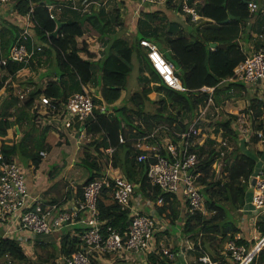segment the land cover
I'll return each mask as SVG.
<instances>
[{"label": "trees", "instance_id": "1", "mask_svg": "<svg viewBox=\"0 0 264 264\" xmlns=\"http://www.w3.org/2000/svg\"><path fill=\"white\" fill-rule=\"evenodd\" d=\"M46 1L55 2L56 0H18L15 4V9L21 14H26L33 6L30 28L34 40L43 46V50L37 58V63L31 62V64L42 66V58L45 55L52 56V70L59 71V76L63 77L68 73L77 76L81 83L89 82L94 73V61L91 59L94 54L87 48L85 40L79 45L77 38L84 35L87 29H95L98 31L99 37H108L111 34L110 28L114 20L122 24L120 9H115L114 19L113 17L109 18V12L104 11L103 8L96 9L93 5H90L89 10L83 13L76 9H66L62 15L60 12L58 13V19H53L50 18L45 5ZM249 1L201 0L199 2L188 0L190 4L197 6V10L202 16L198 22L192 23L189 27L188 35L181 32L173 34L174 23L168 20L165 14L160 15L156 11L145 12L137 19L136 37L132 42L123 37L113 39L98 61L101 70L99 80L101 98H96L95 101L105 102L106 105L117 101L122 95V90L125 89L127 76L131 72L133 64L140 59L143 60V67L139 68L142 74L139 81L143 82V85L134 91L130 99H126L122 105L113 107V114L96 109L93 116L87 120V125H85L87 132L94 136L97 135L89 142V146L96 150L100 156L96 158L86 148L85 158L90 166V173L85 182L100 175V168L108 163L107 154H104L103 148L112 146L114 166L119 167L128 179L137 184L136 189L139 192L153 200L157 212L163 219H166L168 223H175L180 212L179 198L176 194L162 191L159 185L152 184L147 175L148 165L156 160L157 154L169 157V152L161 142L157 144V152L140 149L133 144L134 139L131 137L139 134L158 138L162 132L164 136L166 134L177 142L180 138L178 133L189 129L192 115L199 106L202 107L205 104L211 92L201 89L204 85L214 87L212 95L214 104L216 103L217 106L222 98L227 100L235 96L238 98L247 96L249 89L245 83L230 80L229 77L233 75L234 67L245 58L241 46V22L249 20L256 13V11H250ZM165 5L172 6L176 10L182 9L181 2L167 1ZM71 10H74V13H71ZM84 15L86 17L81 22ZM231 15L233 18L225 21ZM57 22L61 24L58 32L55 33ZM199 22L201 24L193 31V26ZM19 34V31L14 33V40ZM141 37L159 41L161 44L167 43L175 57L177 74L187 87L186 90L178 91L161 80L151 65L145 49L139 43ZM212 41L223 43L224 46L211 47L210 42ZM262 45L264 44L256 43L257 48ZM83 54H86V57ZM23 66L24 64L20 62H9L6 68L9 73L13 74ZM151 82L154 83L151 84ZM41 91L57 98L65 95L62 86L52 80L48 81L46 87ZM153 91L161 93V97L155 98L150 95ZM39 93L40 90L32 93L24 104L30 105L35 96L33 94ZM248 99V106L254 109V116L257 118L263 111L264 102L257 96H250ZM128 100L131 102L130 104ZM7 107L9 106L0 111V134L3 136L7 134V128L13 124L9 120L12 113L8 111ZM188 114H190L189 119L186 118ZM135 117L137 119H134ZM236 117L235 113H228L226 117H220L215 122L227 140L230 137L234 140L238 139L239 133L232 124ZM126 126H130L131 131L126 130ZM261 126L260 123L258 127ZM200 128L198 127L196 134L201 132ZM155 129H157L156 133H154ZM120 134H123V141L119 139ZM195 137L196 135L191 138L192 140L194 138V143L189 147V150L199 153L196 167L200 174L197 180L202 184V191L206 194L205 206L208 214L195 212L187 215L184 218L182 235L188 234L189 238L194 241V246L201 250V253L206 252L212 260L220 261L221 264H233L221 252L225 241L240 231L234 210H240L247 205V199L250 197L248 180L259 168L258 156L262 151L253 149L247 151L245 150L246 143H243L241 147H238V144H241L238 143L232 145L230 151L227 152V149L226 151L218 150L211 145L216 141L214 138L208 137L199 143L195 141ZM251 139L257 142L259 136L255 134ZM40 141L42 144L43 139L41 138ZM37 148H39L38 145ZM222 150L224 155H221ZM1 151L5 157H11L16 152H25L26 145L22 143V140L11 145L3 143ZM141 153L147 154V156L138 161L137 156ZM30 155L33 162L37 164L39 162L38 152ZM220 158L223 163L220 171L217 172L213 164ZM219 173L221 176H218ZM79 189L82 194V187ZM107 196L104 191V196L98 201L101 217L106 218L108 223L113 226L121 230L125 229L128 225L130 209L122 208L114 201L106 202ZM77 229L80 228L77 227ZM262 230L264 231V227ZM60 238V248L58 246V252L56 254L52 252V256H56L58 253L67 255L78 249L81 243L77 236L70 235V231L62 234ZM238 241H245V239L241 237ZM174 248L177 250V247ZM4 256H10L17 260L27 259L19 241L11 237L0 238V258ZM38 257H42L41 254H38ZM255 262L264 264V246L260 249ZM92 264L100 263L93 259ZM117 264H124V261Z\"/></svg>", "mask_w": 264, "mask_h": 264}, {"label": "built area", "instance_id": "2", "mask_svg": "<svg viewBox=\"0 0 264 264\" xmlns=\"http://www.w3.org/2000/svg\"><path fill=\"white\" fill-rule=\"evenodd\" d=\"M17 1L0 0V4L7 5L9 13L15 17L17 23H21L22 27V31L11 45L7 55L0 56V64L2 65L0 67V90L6 82L5 75L12 74L6 68L9 62H20L24 64L23 67H28L31 62L37 63V58L43 50V46L34 40L30 28L32 25L30 16L33 6L26 14H21L15 9ZM91 1L57 0L55 2L46 1L45 5L50 18L58 19V13L65 7L83 13L89 10ZM139 1L152 2L153 5L165 4L167 1L172 3L181 2L182 9L189 12L193 21L202 18L194 4H190L188 0ZM259 4L257 0H250L248 2L250 11L260 10ZM261 10L264 13V8ZM1 31L2 26L0 24V33ZM257 36L262 37L264 35L257 34ZM29 39L30 42L28 43ZM139 43L145 49L151 65L166 85L178 91L187 89L177 74L175 65L165 57L153 40L141 37ZM241 46L245 58L234 67V73L229 79L243 82L248 89L254 90L264 81V47L247 50L243 41H241ZM201 89L211 91L205 101L206 106L198 107L200 111L202 110V113H205L207 106L209 104L213 105L212 91L214 87L204 85ZM23 98L26 97L23 96ZM100 104H96L92 90L82 86L81 90L60 98L41 92L33 97L29 110L37 116L38 125L41 128L63 129L72 124L73 117H77L82 125L87 123V120L93 116L96 108L107 111L106 103L102 102ZM248 105L249 101L245 111L236 113L237 117L234 119L233 127L238 130L239 135L251 138L257 134L259 139H264V103L262 105L263 111L257 118L254 116V109ZM250 120L255 125V130L245 126V123ZM196 121L190 125L188 130L178 133L180 138L177 142L165 134L163 147L169 152V157L157 154L156 160L149 163L147 170V175L152 184L159 185L164 192L176 194L178 198L184 201L185 218L195 212L203 214L208 212L201 192L203 186L197 180L200 174L196 167L199 158L196 152L189 150V147L194 143V138L193 140L191 138L198 132ZM260 123L262 126L258 127ZM156 130L154 133H156ZM119 139L123 141V134L119 135ZM214 139L219 143L218 149L228 145L227 138L223 136L214 137ZM3 140L4 136L0 134V224L10 222L15 227L13 230L19 228L34 235L52 234L60 231L65 225H79L80 229L76 227V230L71 234L81 240L80 246L71 253L63 255V264H92L93 259L99 262L105 260L109 253H114L113 255L123 260L124 264H149L151 254L174 258L175 251L170 246L164 245L162 239L158 236V233L165 230L167 225L172 223H166L163 218H158L149 212L134 208L133 199L137 184L117 171V167L113 164L114 149L112 146L103 148L108 158L105 169L99 176L83 183L81 196L73 202L71 207L67 208L59 202L48 203L39 197L30 195L23 164L12 157L4 156L1 151ZM157 149L155 147L154 151L157 152ZM41 154L44 155L45 151H41ZM224 154L222 150L221 155ZM146 156L147 154L141 153L137 156V159L141 161ZM216 162L220 167L217 171L219 172L223 163L222 159L220 158ZM254 177L255 182L252 184ZM250 188L252 189L251 210L255 214L256 220L264 223L263 169L259 168L251 175ZM104 191L105 194L109 195L110 202H117L122 208L130 209L128 225L125 229L121 230L108 223L106 218L101 217L98 201L104 196ZM181 225L182 227L184 225L183 218H181ZM239 238L241 236L235 234L234 237L227 239L221 253L225 258L229 257L235 264L255 262L263 244L250 245L248 241L239 242ZM192 245L194 246V243ZM197 260L205 264L220 263V261L212 260L206 252L201 253Z\"/></svg>", "mask_w": 264, "mask_h": 264}, {"label": "crops", "instance_id": "3", "mask_svg": "<svg viewBox=\"0 0 264 264\" xmlns=\"http://www.w3.org/2000/svg\"><path fill=\"white\" fill-rule=\"evenodd\" d=\"M57 1V0H56ZM107 0H92L90 2V5L96 9L103 8L104 11H108V6H106ZM136 0H113L112 3L110 1L109 5L119 8L120 9V16H121V22L116 21L115 23H112L111 26V34L107 37H99L98 31L95 29H87L84 35L78 37V44L81 45L82 41L87 42V48L94 54V56L91 58L94 61L93 64V77L92 79L87 83H81L79 81V78L73 74L66 73L63 77L56 74L55 70H52L53 67V57L52 56H46L47 58H43V67L37 66V64L30 65L28 67H21L18 70L15 71V73L7 75L6 82L2 86L0 93H1V109L7 107L8 111L12 113V115L9 116V120L12 121V126L7 128V134L4 136L3 143H7L9 145L13 143L20 142L22 140V143L26 145V151L23 153L16 152L15 154H12L11 157L20 160L24 163L25 169H26V183H27V189L30 195L39 197L43 199L45 202L52 203V202H59L64 207H71L73 202L81 196L80 189L89 176L84 177V179L77 183L75 181V178L78 173L81 172V170H86L85 168L80 167L79 165L85 164L88 165L87 159L85 158L86 148L90 151V153L96 156H100L96 150H93L89 146V142L92 141L94 138L97 137V135H92L91 133L87 132L85 125L87 123H83L79 130L72 131V133L65 132V128L63 129H52V128H41L37 121V116L33 115L29 110V105H25V100L29 99V96L32 93H35V91L40 90V93L42 92L48 81H56L57 83L62 86V89H64V97L67 95L81 90L82 86L88 87L92 92L94 93L96 98H101V84H100V75L101 70L98 64V61L103 53V51L106 49V47L113 42V39L115 37H123L129 42H132L135 38L136 27L134 30L131 29L130 23L133 19L131 16L133 15L132 12L134 9H140V15H138V18L145 14V12L149 11H156L158 14L163 15L165 14L169 19L173 18L172 16L175 14H181L179 13V10H176L175 8L167 7L165 4H143L141 1H138V6L136 4ZM259 3H261V8H264V0H259ZM89 5V6H90ZM90 8V7H89ZM88 8V9H89ZM128 12L127 14L122 11ZM262 13V10H257ZM256 11V12H257ZM9 9L2 4H0V21L2 23H5V26H13L15 29V32L18 31L19 27L21 26V23H15L14 17H9L11 14L9 13ZM110 14V13H109ZM125 14V15H124ZM257 15H253L247 22L253 29H258V32L254 31L252 34L249 33V35L246 37L244 35L242 37V40L244 42V45L247 50H253L257 49L256 43L264 44V36L259 37L257 34H263L264 35V19L259 20ZM129 17V20L127 19ZM177 17L180 19L179 15H176V18L171 20L174 23L173 27V34L183 33V28L181 26H177L179 24ZM109 18H112L111 15H109ZM137 18V19H138ZM4 20V22H3ZM13 20V21H12ZM181 20V19H180ZM188 22L189 18L188 16L184 17L182 21ZM18 22V21H16ZM131 26V27H130ZM260 27V28H259ZM3 30V28H2ZM32 31V29H31ZM96 31V32H95ZM130 31L133 32L130 35ZM256 38V39H255ZM258 39H262V41L259 42ZM254 40V41H253ZM261 47H264L262 45ZM86 57V54H83ZM47 62V64H46ZM135 66H137V74L136 77H138L140 71H139V61L137 60L136 63L133 64V68L131 70V74L133 76V71ZM52 67V68H51ZM129 73V74H130ZM128 74V75H129ZM99 79V80H98ZM137 90V89H136ZM136 90H131L130 92L126 93V89L122 90L121 97L115 101L113 104H110L111 109L113 110V107H118L123 104V102L126 99H130V96L132 93ZM247 96L242 97L241 99H245L246 103L249 101L250 96H257L264 102V81L261 85L257 87V89L254 90H248ZM38 95V94H33ZM26 97V98H23ZM62 97V96H61ZM229 100V99H227ZM239 100V99H238ZM128 103L131 102L128 100ZM101 105V104H99ZM214 109L218 110V107H215ZM212 111V114L215 113V111ZM228 111H232V109H228ZM238 111V109H236ZM110 113H114L113 111H110ZM220 114V112H218ZM264 118V116H263ZM207 120H211L207 118ZM234 123V120L232 124ZM72 130L74 127H70ZM214 128V127H213ZM222 134L221 129L218 131ZM43 135V136H41ZM159 135L164 136V133H160ZM206 135V136H205ZM204 137L198 138L196 142L201 143L204 141V139L211 137V138H219L220 135L215 134V132L212 133H205ZM161 136H158V138L154 137H146L145 135H139L135 134L132 135V139H134L133 144L135 146L138 145V148L143 150H149L151 148L154 150L155 147H157L158 143H165L163 138ZM41 138L43 139V143L38 146L36 141H40ZM52 144L55 145H62L66 148L63 149V154L57 153L56 155L52 154V149L50 148ZM247 145L245 146V148ZM254 150H261L262 153L258 156L259 165H264L263 160V153H264V139H258L257 142L254 144ZM38 152L39 156V162L35 164L33 162L32 156L30 154H34V152ZM41 151H45V154H41ZM257 152V151H256ZM105 154V153H104ZM37 156V157H38ZM58 161V163L65 167L64 173L72 176H69L68 179H65L62 187L56 188L55 182L59 181V176L55 175L56 170L50 171L48 173L46 170L49 169V165L51 162ZM101 164V163H99ZM258 165V167H259ZM106 165L102 168H100L99 173H101L105 169ZM260 168V167H259ZM258 168V169H259ZM257 170V169H256ZM45 173L43 174V172ZM73 171V173H72ZM87 171V170H86ZM117 171L121 172V169L117 167ZM90 173V170H89ZM55 175V176H54ZM50 176H54V180L52 182L46 181V178ZM250 191V197L247 199V205L240 210L235 211L234 210V216L237 218L238 225L240 227V231H238L236 234H239L245 241H248L250 245L255 244H263L264 246V231L262 228L264 227V223L262 221L256 220L255 214L251 210V196H252V189L249 186ZM179 200H181L179 198ZM106 201V199H105ZM107 201H109L107 199ZM106 201V202H107ZM180 203V213L185 210V203L182 201H179ZM134 208H137L144 212H149L153 214L154 216L161 218L160 214L157 212L153 200L150 198L144 196L141 192L138 191V189H135L134 192V199H133ZM208 213V212H207ZM181 218H178L176 222H180L181 224ZM173 224L167 225L165 230H162L160 233H158L159 238L162 239V243L164 245H168L172 248V250L175 251L176 255L174 258H169L165 255L160 256L157 254H151L149 257V264H190L189 261L196 262L197 264H205L203 262H199L198 256L201 255V250H198L195 246L192 244L194 242L191 241L188 234L182 235L179 232H176L173 234L172 227ZM76 227H79V225L75 224L72 226L65 225L62 227V229L58 232H54L52 234H32L29 231L23 230V229H17L13 230L14 225H11L10 222L5 224H0V238L1 237H11L15 238L19 241L21 246L24 249V252L27 255L26 260H21L23 262L30 261L28 264H37L38 262L42 264H63V255L59 254L56 256H52L51 253L53 252L56 254L58 251V246L60 248V242H61V235L65 234L67 231H70L73 233L74 230H76ZM182 229V228H181ZM182 237L179 239V237ZM180 240V241H178ZM189 251H194L196 255L194 254L189 258L184 251L183 246L185 244ZM58 245V246H57ZM262 246V247H263ZM177 247V250L176 248ZM261 247V248H262ZM38 254H41L42 257H38ZM6 259L9 263L14 262V259L10 256H4L0 258L1 260ZM228 260L235 264L229 257ZM189 259V260H188ZM105 264H117L122 262L119 258L116 256H113L112 254L108 256L105 260L100 261ZM24 264V263H22ZM221 264V263H219ZM251 264H256V262H253Z\"/></svg>", "mask_w": 264, "mask_h": 264}, {"label": "rangeland", "instance_id": "4", "mask_svg": "<svg viewBox=\"0 0 264 264\" xmlns=\"http://www.w3.org/2000/svg\"><path fill=\"white\" fill-rule=\"evenodd\" d=\"M110 1H111V3H112V1L113 0H107V2H106V6H108V8H106V9H108V11H109V13H110V15H111V17H113V19H114V13H115V7H113V6H111V5H109V3H110ZM137 2H136V4L138 5V6H140L139 4H138V1L139 0H136ZM201 0H199V2H200ZM143 4H152V2H146V1H143L142 2ZM261 4V3H260ZM259 4V9L261 8V5ZM3 6H5V7H7V5H3ZM194 6H195V8H196V10H197V6L194 4ZM8 8V7H7ZM66 9H69V8H64L61 12H60V15H62V13L64 12V10H66ZM70 10V9H69ZM261 10V9H260ZM74 10H71V13H74L73 12ZM198 11V10H197ZM122 12H124V13H128V12H126V11H122ZM141 11H140V9H134L133 10V12H132V22L130 23V25L132 26H134V27H136V23H137V18H138V15H140V14H138V13H140ZM179 13H181V14H176L177 16L179 15V17H180V19L177 17V20H178V22H179V24H177V26H181L182 28H183V34H189V27L192 25V23H194V22H198V20L197 21H193L192 19H191V16H190V14H189V12H186L184 9H181V10H179ZM125 15V14H124ZM176 15L174 14L172 17L173 18H171V19H169V20H173V19H175L176 18ZM255 15H257L256 17H258V19L259 20H263L264 19V13H261L260 11H257L256 13H255ZM186 16H188V18H189V20H188V22H186V21H182V19H184V17H186ZM9 17H14V16H12V15H10ZM13 19H15V17L13 18ZM112 19V18H111ZM127 19L129 20V17H127ZM13 21V20H12ZM16 21V20H15ZM3 22H4V20H3ZM115 24H116V22H115V20L113 21ZM247 22H248V20L247 21H243V22H241V37H243L244 35H246V37L249 35V33H253L254 31H256V32H258V29L256 28V29H253V27H251L249 24H247ZM0 24H1V26H2V28H3V30H2V32L0 33V55H7V52H8V50L10 49V47H11V45L15 42V37H14V33H15V29L13 28V26H5V23H2L1 21H0ZM130 26V27H131ZM133 26L131 27V29H135V28H133ZM260 28V27H259ZM18 31L19 32H21L22 31V27H19V29H18ZM88 32V31H87ZM86 32V33H87ZM96 32V31H95ZM133 32H131L130 31V35L132 34ZM134 37H136V35L134 36ZM256 39V38H255ZM152 40V39H151ZM259 40V42L260 41H262V39H258ZM154 41V40H153ZM254 41V40H253ZM156 44H157V46L159 47V49L161 50V51H163V53L164 54H166L165 55V57L166 58H168L174 65H175V63H176V61H175V57H174V55H173V53H171V50L169 49V47H168V45H167V43H160L159 41H154ZM165 51V52H164ZM42 60H44L43 58H42ZM46 64H47V62H46ZM139 65L140 66H142L143 67V60L142 59H140L139 60ZM44 65H42L41 67H43ZM139 66V67H140ZM56 70V69H55ZM60 70V69H59ZM137 66H135V68H134V71H133V76H132V74L130 73L128 76H127V81H126V85H125V89H126V93L127 92H130L131 90H138V89H140V87L143 85V82H140L139 81V79H140V76L142 77V74L141 73H139V75H138V77H136V74H137ZM55 72H57V75H60V72L59 71H55ZM147 73V72H146ZM100 79V78H99ZM98 79V80H99ZM154 82H151V84H153ZM257 89V88H256ZM150 95H152L153 97H155V98H159V97H161V93H157V92H155V91H153V92H151L150 93ZM35 96H37V95H35ZM222 96V95H221ZM94 98L96 99V97H95V95H94ZM239 99V100H238ZM96 104H100L98 101H96ZM205 105V104H204ZM203 105V106H204ZM206 106V105H205ZM204 106V107H205ZM215 107H218V110H216V109H214ZM246 107H247V103H246V101H245V99H241V98H238V97H233V98H231V99H229V100H226V98H222L221 100H220V102H219V105L217 106L216 105V103L214 104V102H213V105L211 104H209L208 106H207V108H206V111H205V113H202V110L200 111L199 109L192 115L193 117H192V119L190 120L191 121V125L196 121V127H201L200 129H201V132L199 133V134H195L196 135V137H195V140L197 141L198 140V138H200V137H204V135H205V133H212V132H215V134H217V135H220V136H223L224 137V134H221L220 132H218L219 130H220V128L215 124V122L221 117V118H223V117H226L227 115H228V113H239V112H243V111H245V109H246ZM97 110L99 109V108H96ZM95 109V110H96ZM106 109H107V113H109L110 111H113L112 109H111V106L110 105H107L106 106ZM228 109H232V111H228ZM236 109H238V111H236ZM94 110V111H95ZM214 110H216L215 111V113L214 114H212V111H214ZM218 112H220V114H218ZM113 114V113H112ZM201 115V116H200ZM189 117H190V114H188L187 115V119H189ZM207 118H209V119H211V120H207ZM134 119H137V117H135ZM72 122V124L70 125V126H67L66 128H65V132H67V133H72V131H77V130H79V128H80V126H81V122L78 120V118L77 117H73V121H71ZM256 123L258 124V122L256 121ZM255 123V124H256ZM256 124V125H257ZM245 126H248L250 129H252V130H255L256 128H255V125H253L252 124V122H251V120L250 121H248L247 123H245ZM70 127H74V129L72 130ZM214 127V128H213ZM130 130L131 129V127L130 126H126V130ZM131 131V130H130ZM238 131V130H237ZM239 133V132H238ZM206 136V135H205ZM230 139V140H229ZM228 139V145L226 146V147H223V148H220V149H224L225 151H226V149H227V152H229L230 151V149H231V147H232V145L234 146V145H237L238 143H241V144H238V147H241V146H243V143H246L248 146L245 148V150H247V151H250L251 149H253L254 150V144H255V142L254 141H252V139L251 138H249L248 136H244V135H239L238 136V139L237 140H234L233 138H229ZM243 139V140H242ZM244 139H246V140H244ZM215 141V140H214ZM216 142V143H215ZM215 142H213V144L211 143V145L212 146H215V148L216 149H218L219 148V143H218V141L216 140ZM36 143H37V145L38 146H40L41 145V141H36ZM136 147H138V145L136 146ZM51 149H52V154H54V155H56L57 153H61V154H63L64 152H63V149H65L66 147L65 146H62V145H55V144H52V146L50 147ZM149 150H151V148H149ZM219 150V149H218ZM152 151V150H151ZM197 153V155H198V158H199V153L198 152H196ZM263 160H264V153H263ZM20 161V160H19ZM217 161V160H216ZM215 161V163L213 164V166H214V168L218 171L219 170V166L217 165V162ZM21 162V161H20ZM23 165H24V163L23 162H21ZM25 166V165H24ZM23 166V167H24ZM80 167H82V168H85L86 170H81V172H79L78 174L79 175H77L76 176V178H75V181L77 182V183H79V182H81L83 179H84V177L85 176H87V174H89V170H90V166H88V165H85V164H82V165H79ZM26 167V166H25ZM25 167H24V169H25ZM259 167H260V169H263L264 170V165L262 164V165H259ZM64 169H65V167L64 166H62V165H60L59 163H58V161H54V162H51L50 163V165H49V169L48 170H46L48 173H50V171H54V170H56V172H55V175H58L59 176V181L58 182H55V187L56 188H60V187H62V185H63V183H64V181H65V179H68L69 178V176H72V174L71 175H69V173L68 174H65L64 173ZM25 172H26V169H25ZM45 173V171L43 172V174ZM72 173H73V171H72ZM54 175V176H55ZM54 176L53 177H50V176H48L47 178H46V181H48V182H52L53 180H54ZM218 176H221V174L219 173L218 174ZM244 184V183H243ZM249 184H250V179L248 180V186H249ZM201 192H202V194H203V200H204V203H205V199H206V194L201 190ZM109 201H107V199H106V201L107 202H110V197H109V195L106 197ZM179 201H182V202H184L183 200H179ZM183 206H185V205H183ZM208 214V213H207ZM180 215L182 216V218L184 219L185 218V216H186V214H185V211L183 210V212L182 213H180L179 212V216H178V218L180 219ZM233 215V214H232ZM160 217L161 218H163L161 215H160ZM177 219V218H176ZM164 221L166 222V223H168V221L166 220V219H164ZM181 227H182V225L180 224V222H176V223H174V225H173V227L171 228L172 229V232H173V234H175L176 232H179V233H181L182 234V231H183V227H182V229H181ZM182 237L180 236L179 237V239H181ZM191 239V238H190ZM178 241H180V240H178ZM191 241L192 242H194L192 239H191ZM189 244V243H188ZM188 244L186 243L184 246H183V248H184V251L186 252V254H187V256L189 257V258H191V256H193L194 254L196 255V253L194 252V251H189L190 249H188V247H186V245L188 246ZM58 246V245H57ZM113 255L114 253H109V254H107V257L108 256H110V255ZM113 256H115V255H113ZM197 256V255H196ZM189 260V259H188ZM102 261V260H101ZM30 261H25V262H23V261H21V260H14V262H12V263H9L6 259H4L3 260V258H2V260H1V263L0 264H22V263H24V264H28ZM100 264H105V263H103V262H99ZM189 263L190 264H197L196 262H194L193 263V261L191 260V261H189ZM35 264V263H34ZM37 264H42V263H40V262H38Z\"/></svg>", "mask_w": 264, "mask_h": 264}, {"label": "water", "instance_id": "5", "mask_svg": "<svg viewBox=\"0 0 264 264\" xmlns=\"http://www.w3.org/2000/svg\"><path fill=\"white\" fill-rule=\"evenodd\" d=\"M85 17H86V15H84L83 18H81V22L84 21ZM230 18H233V16H232V15L229 16L228 18L225 19V21H228ZM201 22L203 23V21H201ZM201 22H199V23H197L195 26H193V31H195V30L197 29V26H198L199 24H201ZM57 24H58V25H57V27H56V29H55V33L58 32L61 23H60V22H57ZM210 46H211V47L224 46V44H223V43H217V42L212 41V42H210ZM254 182H255V177L252 179V184H253Z\"/></svg>", "mask_w": 264, "mask_h": 264}]
</instances>
